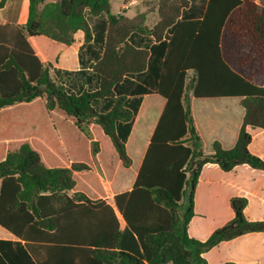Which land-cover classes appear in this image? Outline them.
<instances>
[{
  "label": "trees",
  "instance_id": "trees-1",
  "mask_svg": "<svg viewBox=\"0 0 264 264\" xmlns=\"http://www.w3.org/2000/svg\"><path fill=\"white\" fill-rule=\"evenodd\" d=\"M48 1L29 0L23 26L0 24V227L25 255L12 250L9 264H211L224 244L264 238L262 210L250 219L258 205L242 189L221 227L203 241L194 230L198 188L223 184L206 168L229 186H249L232 184L240 168L264 175L253 148L264 132V0H159L154 27L110 0ZM89 18L107 19L103 51L69 86L29 39L72 46L82 33V52L95 40ZM152 93L142 116L154 105L159 117L140 147L129 138ZM219 99H236L243 116L234 146L218 139L208 152L197 116L218 125L237 108L194 104Z\"/></svg>",
  "mask_w": 264,
  "mask_h": 264
},
{
  "label": "crops",
  "instance_id": "crops-1",
  "mask_svg": "<svg viewBox=\"0 0 264 264\" xmlns=\"http://www.w3.org/2000/svg\"><path fill=\"white\" fill-rule=\"evenodd\" d=\"M60 0H49L48 2H58ZM260 2L261 0H257ZM133 2H136L133 0ZM125 7V6H122ZM28 10H29V0H9L4 8L0 9V24H15L19 26H23L27 23L28 20ZM126 11L123 13H119L117 15H125ZM126 16V15H125ZM137 16V15H136ZM127 17V16H126ZM130 18V17H129ZM102 19V18H101ZM90 22V18H89ZM91 26V22H90ZM108 27V26H107ZM92 30L93 27L91 26ZM94 38H95V32ZM39 38H46L48 41H36L38 38H30L29 42L32 45L33 49L35 50L37 56L41 59L43 63H51L54 65V72L58 76H65L70 78L71 73L80 72L83 69H89L86 67V59H84L85 54L83 53L88 52V46L85 50L80 52V48L83 45V34L78 33L75 35L76 42L72 46H67L65 44H59L53 40L48 39L47 37H39ZM95 41V40H94ZM49 42H55L62 46L63 51L60 53L52 52L51 47L52 44ZM75 50V52H73ZM96 63L90 61L89 64ZM74 80V79H73ZM153 96V93L150 95H145L143 97V103L140 109L139 114L135 117L134 125L132 128L136 131L138 129L139 135L136 134L134 136L131 132L130 138H134L140 147H147L149 144L152 130L154 129L158 117H159V110L153 105L151 106L142 116L145 106V99ZM195 100H192V106ZM221 115L230 114V116L220 117L218 126L223 131L224 138L228 141L227 145H224L225 148H231L237 141L238 132L240 128L241 119L243 113L239 114L237 109L233 108H225L223 111L219 112ZM234 114V116H233ZM148 115H151L149 122L146 124L144 120L147 118ZM143 122V123H142ZM200 130V129H199ZM263 136V147L261 149H255L254 153L259 155L264 159V132L261 133ZM144 139V140H143ZM206 172L215 173L221 175L217 169L213 167L206 168ZM205 174V173H204ZM233 181L232 184L240 185L249 183L250 187L248 192H246V196L250 200V207L253 204L258 205V212L252 214L251 220H261L260 212L262 210V204H264V189L261 187V182H264V175L258 172L251 171L247 168H240L236 172L232 174ZM105 187L108 191L109 197L112 198L114 193L110 194L108 185L105 184ZM249 207V208H250ZM249 208L247 212L249 211ZM1 228V227H0ZM5 232L3 235L0 236V242H6V244H0V264H9L7 259V254L10 253L12 250L16 251L23 259L25 258L23 251L20 250L23 243L16 239L12 234L7 232L5 229L1 228ZM256 241H264V238L258 236H248L237 241L224 244L226 246L228 254L224 253V257H216L215 259L211 260V264H224L227 261H233L239 264H263L261 260L264 259V253L261 255L256 254V249L254 247ZM19 243V244H18ZM22 252V253H21ZM29 262V260L27 261Z\"/></svg>",
  "mask_w": 264,
  "mask_h": 264
},
{
  "label": "rangeland",
  "instance_id": "rangeland-1",
  "mask_svg": "<svg viewBox=\"0 0 264 264\" xmlns=\"http://www.w3.org/2000/svg\"><path fill=\"white\" fill-rule=\"evenodd\" d=\"M111 5H112V11L115 14L123 13L126 11L125 15L127 17L133 18L136 15L142 14V13H147V22L146 24L149 27H154L160 20L159 17V0H135L136 2H133V0H110ZM194 1H192L193 3ZM125 6V7H122ZM91 26L93 27V31L95 32V41L94 43L88 48V52H83L85 54L84 59H86V67H90L94 63L92 62H97V56L100 52L103 51V45L105 42V36L107 32V19L102 18V19H95V18H90ZM36 41L42 42V41H48L46 38H38ZM147 42L153 43V39H147ZM52 44L51 50L52 52H57L60 53L63 51L61 45L55 43V42H49ZM75 52V50H73ZM56 75V74H55ZM192 75L189 74V77ZM58 79H62V81L69 86L74 83H78L79 85H82L83 81L85 80L84 76H72L71 78H67L65 76H57ZM74 79V80H73ZM86 83V82H85ZM236 99H219V100H209L207 102L205 101H196L194 104V109L197 111L201 107L210 105L218 108H223L225 106H232L234 107L235 104L234 102ZM237 104V103H236ZM236 107V106H235ZM238 112L241 113L243 112V109L241 107H236ZM151 115H148L147 118L144 120V123L146 124L149 122ZM196 120V118H195ZM135 121V118H134ZM218 117L214 116L211 119V125H207V122L197 116V127L200 128V135L202 139V144H203V149L205 151L211 152L212 151V143L215 140H221L223 145H227L228 141L224 138V133L220 129V127L217 125ZM143 123V122H142ZM134 125V123H133ZM132 132V131H131ZM132 134L134 136L139 135L138 129L136 131L133 130ZM144 140V139H143ZM263 146L262 144V137L258 134L256 136L255 142L253 144V148H261ZM128 153L130 157L137 161L138 160V155L136 152H133L132 150L129 151ZM257 156V155H256ZM216 176V175H215ZM215 182H223L222 185H202L201 187L198 188L197 193H196V213L199 215L195 219V224H194V230H197V236L199 240L203 241L204 237L206 236L207 232L211 231L212 229H216L222 226L223 222H225L229 215H230V209L227 204L228 198L236 197L239 196V193L237 190L242 191H247L248 192V184L240 187L238 186H229L224 183H230V176L225 177V176H219L217 175L215 177ZM261 187L264 189V182H261ZM242 186V187H241ZM221 198V206H217V200ZM255 207V205H254ZM254 210V209H253ZM262 217H264V205L262 209ZM201 230V231H198ZM5 231L0 228V236L3 235ZM250 244H255L250 243ZM254 245L256 249V254L260 255L261 253H264V246L259 245ZM216 253V251H213V255ZM264 263V260H262Z\"/></svg>",
  "mask_w": 264,
  "mask_h": 264
}]
</instances>
